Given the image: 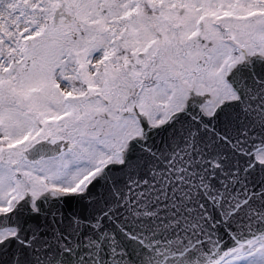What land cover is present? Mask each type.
<instances>
[{
	"label": "snow or ice",
	"instance_id": "obj_1",
	"mask_svg": "<svg viewBox=\"0 0 264 264\" xmlns=\"http://www.w3.org/2000/svg\"><path fill=\"white\" fill-rule=\"evenodd\" d=\"M0 264H264V0H0Z\"/></svg>",
	"mask_w": 264,
	"mask_h": 264
}]
</instances>
